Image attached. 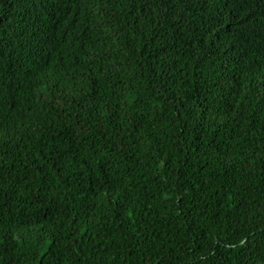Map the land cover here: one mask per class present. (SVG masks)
I'll list each match as a JSON object with an SVG mask.
<instances>
[{
    "label": "trees",
    "instance_id": "trees-1",
    "mask_svg": "<svg viewBox=\"0 0 264 264\" xmlns=\"http://www.w3.org/2000/svg\"><path fill=\"white\" fill-rule=\"evenodd\" d=\"M0 264H264V0H0Z\"/></svg>",
    "mask_w": 264,
    "mask_h": 264
}]
</instances>
